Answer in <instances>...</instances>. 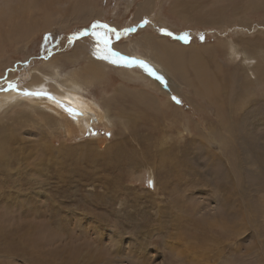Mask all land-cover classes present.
<instances>
[{
	"label": "rangeland",
	"instance_id": "rangeland-1",
	"mask_svg": "<svg viewBox=\"0 0 264 264\" xmlns=\"http://www.w3.org/2000/svg\"><path fill=\"white\" fill-rule=\"evenodd\" d=\"M95 22L122 33L119 39L112 36L110 46L123 56L139 55L144 38L179 46L181 68L170 70L177 85L164 77L160 82L137 65L97 59L96 39L79 35ZM51 61L62 74L96 62L102 76L85 88L100 106L116 94L114 87L141 88L138 81L122 79L121 72L142 76L146 83L156 79L147 92L158 100L154 104L143 96L146 107H128L126 128L113 110L109 126L91 123L82 134L66 133L54 119L45 121L40 105L32 110L21 102L0 113V125L15 136L11 153L0 156V166L8 169L0 167V183H5L0 186V264H264V244L246 208L239 207L240 215L233 210L231 220L215 179L226 175L220 162L230 165L235 158L219 127L224 116L218 112L224 108L231 110L233 122L249 127V163L238 168L248 182L247 196L238 199L240 205L252 203L256 219L264 222V155L257 151L264 144V0H0V90L9 82L27 85L34 68L48 73ZM203 73L214 75L215 97L204 92ZM224 99L226 107L217 108L216 101ZM161 104H168L165 112L158 109ZM120 149L127 158L118 160ZM230 222L237 223L235 234Z\"/></svg>",
	"mask_w": 264,
	"mask_h": 264
},
{
	"label": "bare ground",
	"instance_id": "bare-ground-1",
	"mask_svg": "<svg viewBox=\"0 0 264 264\" xmlns=\"http://www.w3.org/2000/svg\"><path fill=\"white\" fill-rule=\"evenodd\" d=\"M149 5V4H148ZM146 6V5H145ZM72 9H75V6L72 7ZM147 9V8H146ZM77 10V8H76ZM79 11L82 12V8H79ZM141 11V10H140ZM77 12V11H75ZM70 14H67L65 16V18H68ZM64 18V17H63ZM208 19V18H207ZM45 22V21H44ZM213 22V21H212ZM17 26V25H16ZM30 26V25H29ZM23 27V26H22ZM26 27V26H25ZM25 27H24V31H25ZM30 29V28H29ZM164 38V37H163ZM151 42L147 39H143L141 40V42L139 43L141 46V53L139 55H135V59L137 60H141L146 62L150 68L156 73L161 75L162 77L165 78V81L172 83L173 85H177L174 81H173V77L171 75V71L173 70L175 71V67L179 70L180 67V63L178 61H180L177 58V54L180 52V47L179 46H175V45H171V44H163L166 40L161 39L159 37V39H156L157 42L154 43V39H151ZM154 43V44H153ZM155 45V46H154ZM147 49V50H145ZM183 52V51H182ZM231 52V51H230ZM234 52V51H233ZM94 53V52H93ZM92 53V54H93ZM126 53H129L131 55L138 53V52H134L132 50L127 51ZM133 53V54H132ZM196 54V53H194ZM230 54V53H229ZM232 54V52H231ZM78 55V54H77ZM94 55V54H93ZM95 56V55H94ZM93 56V57H94ZM194 56V55H193ZM97 57V56H96ZM133 57V56H132ZM164 58H167V62L168 64H165L166 61L163 60ZM98 59V58H97ZM91 60V59H90ZM165 61V63L163 62ZM53 61L49 62L50 66L51 63ZM92 62V61H91ZM88 63L87 66L85 67V69L83 70H71L70 72L66 73V74H62L60 73L58 67L55 65H53L54 67L51 68L50 71L47 72H43L42 70H37L36 68H34V70L32 71V73L35 71L36 73L34 74V76L31 77L30 79V83H28L27 85H23V86H17V91H4V90H0V113H4L5 111L9 110L10 107L12 106H17L20 107L21 102L24 103V106L26 105L28 108L34 110L35 108H40V106L42 108H40L39 110H41L42 112H44L45 114L43 115V118L45 121L50 122L51 119H54L55 123L57 126H62L63 130L68 133L71 134L72 131H74V129H76L79 134H82L84 130H86L90 124H96L98 122L103 123L106 127L109 126L108 123L111 122V111L113 110H117L115 113L116 115L120 116L123 121H124V127L126 128L125 125V118H128V112H127V108H132L134 106L138 107L144 105L146 107V105L144 104V102L141 100V98L147 97L148 99L152 100L153 103L155 104L157 102V100L152 97L150 95L149 92L150 88H152V86L154 85L153 83H156V79L152 78L150 83H146V79L144 82V77L142 76H138L135 77V75L132 76L128 75L126 72H121V77L122 79L128 81L131 80H135L138 81L139 83H141V88L138 89L136 92H132L126 85H119L117 87L113 88V93H116L115 95H110L107 97L106 101H105V105H101L98 103V101L94 100V98H91L90 96L86 95V85L90 84L93 79L95 78H99L102 75H100L101 70L100 67L96 66L98 65L96 62V65H93ZM93 63V62H92ZM171 63L172 66L171 67ZM179 63V64H178ZM47 67L49 66V64H46ZM45 67V66H44ZM181 68V67H180ZM80 69V68H79ZM70 70V69H69ZM130 71H132V69H129ZM143 71H145L144 69H142ZM135 70H133L134 72ZM147 72V71H145ZM65 73V72H64ZM149 74V73H148ZM191 74V73H190ZM215 74V73H214ZM233 74V73H232ZM236 74V73H235ZM123 75V76H122ZM145 76V75H144ZM151 76V75H150ZM214 75H210L208 73H203L202 76H200L201 78V85L204 87H207V90L204 91L206 93V95L208 94V96L210 98L215 97V95L213 94L212 96V91H211V85H213L214 87L217 86L216 82L214 81L213 77ZM226 76H229L228 74H226ZM153 77V76H151ZM235 79V78H234ZM232 81V80H231ZM7 82V81H6ZM161 82V81H160ZM235 82V80H234ZM164 83V82H163ZM188 83V82H187ZM193 83V82H192ZM228 77H225L224 81L222 84H225L226 86L224 87V90H227L228 88ZM198 84V83H197ZM191 85V84H190ZM200 85V84H199ZM192 87V86H191ZM238 87V86H237ZM154 88V87H153ZM177 88V87H176ZM202 88V87H201ZM218 88V87H217ZM2 89V88H0ZM149 89V90H147ZM158 89V88H157ZM174 89V88H173ZM197 89V88H196ZM27 90V91H31V92H35V91H42V92H46L48 95H41V96H25L23 95V91ZM159 90V89H158ZM202 91V90H201ZM214 91V90H213ZM216 91V90H215ZM203 92V93H204ZM218 93V90H217ZM220 93V92H219ZM159 94V93H158ZM223 94V93H222ZM227 94V93H226ZM218 95V94H217ZM221 95V94H219ZM144 96V97H143ZM154 96V95H153ZM212 96V97H211ZM226 96V95H225ZM49 97H53L54 99H50ZM217 97V96H216ZM227 97V96H226ZM37 98L36 101H38V99L43 98L42 100H39L38 103L37 102H33L35 99ZM206 98V97H205ZM218 98V97H217ZM214 99V98H213ZM219 99V98H218ZM228 99V98H227ZM227 99H224L225 101L222 102V100H217L216 101V107L217 108H221L223 105H227ZM168 100V99H167ZM142 101V102H141ZM37 104V105H36ZM40 105V106H39ZM61 105L67 106V107H71L74 108L76 110H78L79 113H81L80 115H77L75 117H73L72 115H70L67 111H65V108L62 107ZM171 105V104H170ZM257 105V104H256ZM168 108V104H161V108H158L161 110V112H165L164 107ZM263 106V105H262ZM260 107V106H259ZM264 107V106H263ZM131 108V109H132ZM25 109V108H24ZM262 109V108H261ZM173 110V109H172ZM220 110V109H219ZM218 110V111H219ZM222 110V109H221ZM225 110V111H224ZM245 110V109H244ZM243 110V111H244ZM252 110V109H251ZM257 110V109H256ZM253 115L255 114V111ZM30 111V110H29ZM36 111V110H35ZM129 111V110H128ZM131 111V110H130ZM41 112V113H42ZM2 113V114H3ZM51 113V114H49ZM262 113V111H261ZM260 113V114H261ZM38 114V113H37ZM259 114V113H258ZM18 115V114H17ZM40 115V114H39ZM42 115V114H41ZM68 115V116H67ZM218 115L221 119V116H224V120L221 121L222 124L219 127H222V132H225V136L226 138H228V142L231 145L230 147V152L228 153H234L235 158L232 159L234 161L233 164H227L223 161H221L220 163L225 164V166L223 167V171L225 172L226 175H215V179L216 180V184L217 187L219 189H222L224 196L220 197V201L222 202V205L226 208V210L228 211V215H231V220H233L234 218L232 217L233 214V210L235 211H239L240 212V206L241 207H245L246 209L245 212L247 213V216L250 218L249 222L254 225V229L256 230V234L258 235V237H261L262 239V243L264 244V234H263V225L264 222H259L256 218H257V213L255 211V208L253 207L252 203H250L249 201H243L244 204H241V201L239 198V196H241L242 198L247 196V190H246V185L248 186V182H246V176L242 174L241 170L238 168H241L242 165H245L246 163H249L248 158H249V154L247 153L249 151L248 146V141L247 138L245 137V133L249 134L247 132V128L246 127V123L243 125V121L239 122V123H235L233 122V117H232V112L231 110L228 109H224L222 111L218 112ZM250 115V113H249ZM235 116V115H234ZM257 116V115H256ZM255 116V118H256ZM245 117V116H244ZM254 117V116H253ZM252 117V118H253ZM30 118V117H29ZM115 118V117H114ZM117 118V117H116ZM252 118H250V121L253 120ZM261 118V116H260ZM59 119H62L63 121H60ZM129 119V118H128ZM23 120V119H21ZM117 121V119H115ZM14 121V120H13ZM114 121V120H113ZM236 121V120H235ZM249 121V120H248ZM249 121V123H250ZM12 122V121H11ZM17 122V121H16ZM15 122V123H16ZM38 122V121H37ZM74 122V125L73 123ZM252 122V121H251ZM255 122V121H254ZM256 122H258L259 124L262 122L261 119H256ZM32 123V122H31ZM40 123V122H39ZM114 123V122H113ZM255 123V124H258ZM252 124V123H251ZM264 124V123H261ZM12 125V124H11ZM33 125V123H32ZM44 125V124H43ZM51 124H49L50 126ZM8 125H0V156H5V155H9L11 152L9 150H13L10 144V139H13L14 133L11 134L13 131L8 130L7 127H4ZM15 126V125H14ZM53 126V125H51ZM255 126V125H254ZM257 126V125H256ZM184 127V126H183ZM192 127V126H191ZM251 127V126H250ZM264 127V126H263ZM15 128V127H13ZM252 128V127H251ZM257 128V127H256ZM61 129V128H60ZM189 129V128H188ZM201 129V128H200ZM255 129V127L253 128V130ZM16 130V129H15ZM118 130V129H117ZM116 130V131H117ZM187 130V128H186ZM18 131V128H17ZM139 131V130H138ZM263 131V130H261ZM20 132V131H19ZM118 132V131H117ZM190 132V131H189ZM124 131L121 133L123 134ZM140 133V132H139ZM180 135V132H178ZM18 134V132H17ZM77 134V133H76ZM136 134V133H135ZM20 135V134H19ZM117 135V134H115ZM264 134L262 133V137ZM118 136V135H117ZM196 136V135H195ZM210 136V135H209ZM218 137H221V140H223V138L225 137L223 133L219 132L217 133ZM124 137V135L122 136V138ZM249 137V136H248ZM255 137V136H254ZM194 139V137H192ZM197 138V137H196ZM235 138L238 139L237 142L235 141ZM253 138V137H252ZM127 139V138H126ZM191 139V138H190ZM255 139H259L256 138ZM121 142L124 144L126 141L124 139L121 140ZM227 145V144H226ZM122 146V145H120ZM125 147V146H123ZM244 147V148H243ZM240 151H243V154H241ZM123 150L120 149L118 152V160H121L122 158H127L128 155L124 154L122 152ZM145 151V149H144ZM258 152H260L261 154L264 155V144L262 146V149H260V146L258 147ZM255 154V153H253ZM12 155V154H11ZM10 155V157H11ZM151 155H154L153 153H151ZM161 156V155H160ZM257 155H255L256 157ZM162 157V156H161ZM233 157V156H231ZM7 158V157H6ZM10 159V158H9ZM221 159V158H220ZM1 160V159H0ZM12 160V159H11ZM10 160V161H11ZM251 160V159H250ZM7 161V160H6ZM13 161V160H12ZM195 161V160H194ZM219 160H217L218 162ZM244 161V162H243ZM1 162V161H0ZM228 162V161H227ZM243 162V163H242ZM13 163H15L13 161ZM2 164V163H1ZM18 165V164H17ZM216 165V164H215ZM247 165V164H246ZM3 166V165H2ZM0 166V167H2ZM19 166V165H18ZM220 167V166H219ZM232 167L233 169L236 168V172L237 175H235L232 172ZM4 170H8L4 167H2ZM217 168V167H216ZM215 168V170H217ZM264 168V167H263ZM13 169V168H12ZM1 170V169H0ZM2 171V170H1ZM166 171H168V169H166ZM220 170L218 169V172ZM4 172V171H3ZM192 172V171H191ZM217 172V171H216ZM2 172H0L1 175ZM6 173V172H5ZM217 174V173H215ZM23 175V174H22ZM2 176L5 177V175L2 174ZM168 176V175H167ZM173 177L177 176V179L180 178L179 175H172ZM10 177V176H9ZM182 177V176H181ZM190 177V175L187 176V179L185 178L186 182L190 181L188 180V178ZM208 177V176H207ZM191 178V177H190ZM212 178V177H211ZM8 179V178H7ZM182 179V178H181ZM213 179V178H212ZM17 180V179H16ZM30 180V179H29ZM180 180V179H179ZM193 180V179H192ZM209 180V179H208ZM4 181V180H3ZM28 182V181H27ZM193 182V181H192ZM195 182V181H194ZM29 183V182H28ZM12 185L18 186L20 185L17 182H11ZM26 184V183H25ZM5 185V183H0V186ZM28 185V184H27ZM236 185V187L234 186ZM164 186V185H163ZM238 187V189H237ZM1 189V187H0ZM3 189V188H2ZM257 191V190H256ZM17 193V192H16ZM239 193V194H238ZM8 194V193H7ZM14 194V192H13ZM5 196V195H4ZM11 198V197H9ZM241 198V199H242ZM8 200V199H7ZM178 200V199H177ZM10 201V200H9ZM219 202V201H218ZM173 203V202H172ZM5 205V202L3 203ZM8 206V205H7ZM182 206V205H181ZM180 206V207H181ZM179 207V208H180ZM218 207V206H217ZM221 207V206H220ZM263 208V213L264 214V205H262ZM242 210V209H241ZM3 211V209H2ZM243 211V210H242ZM248 211V212H247ZM5 212V211H4ZM3 212V213H4ZM8 211H6L7 213ZM5 213V214H6ZM242 212L239 213V215ZM235 214V213H234ZM238 214V213H236ZM244 215V214H243ZM188 216V215H186ZM217 217V216H216ZM229 217V216H228ZM240 221L243 222L241 220ZM208 220V219H207ZM209 221H212L211 219ZM234 221V220H233ZM238 221V222H240ZM237 222V221H235ZM208 223V222H206ZM231 223V222H230ZM229 223V224H230ZM232 222V228L230 229L232 231V233L234 231V228L237 229V223ZM212 225V224H211ZM241 225V224H240ZM244 225V224H243ZM198 226V224H197ZM201 226V225H200ZM215 227V225H212ZM226 227V225L224 223L220 224V227ZM245 226V225H244ZM94 227V226H93ZM203 227V226H202ZM247 227V226H246ZM210 228V227H209ZM223 228V229H224ZM212 229V228H211ZM245 229V228H244ZM199 231V230H198ZM255 232V231H254ZM199 233H202L199 231ZM212 233V232H211ZM207 234V233H206ZM216 234V233H215ZM250 236H253V233H250ZM217 238H221L222 235L220 234H216L215 235ZM256 236V235H254ZM226 237V236H225ZM206 239V238H205ZM264 246V245H263ZM189 248V247H188ZM257 252V251H256Z\"/></svg>",
	"mask_w": 264,
	"mask_h": 264
},
{
	"label": "snow or ice",
	"instance_id": "snow-or-ice-1",
	"mask_svg": "<svg viewBox=\"0 0 264 264\" xmlns=\"http://www.w3.org/2000/svg\"><path fill=\"white\" fill-rule=\"evenodd\" d=\"M148 21L145 20L143 21V24H147ZM97 29H104V32H99L97 31ZM127 29L124 30L123 34H127ZM163 31V29L161 30ZM170 35V33H168ZM80 36H84V35H91L93 36L96 41H97V49L96 51L93 53L95 56H97L98 59H104L107 60L108 62L112 63V64H116V65H120V66H132V65H137L141 68H143L145 71H147L149 73V75L155 76L156 79L161 80V82H163V77H160L158 75H156V73L150 68V66L141 60H137L135 58L132 57H127V56H123L120 53L115 52L112 48H111V38L112 36H114L116 39H119L122 35V33L120 31H118L115 28H111L110 26H108L107 24H100L99 22H95L91 25V31L87 32V31H82L81 33H79ZM75 37L71 38L74 39ZM202 38V37H201ZM70 39V42H71ZM181 39H184L185 42H187V37L183 36L181 37ZM102 45V47H101ZM4 91H17V86L15 83L9 82L7 85V88L3 89ZM23 95L25 96H41V95H48L46 92H42V91H35V92H31V91H27L24 90ZM50 99H54L53 97H49ZM175 99V97L173 98ZM179 103V101H177ZM62 107L65 108V111H67L70 115H72L73 117L80 115L81 113L78 112V110L71 108V107H67L64 105H61Z\"/></svg>",
	"mask_w": 264,
	"mask_h": 264
}]
</instances>
